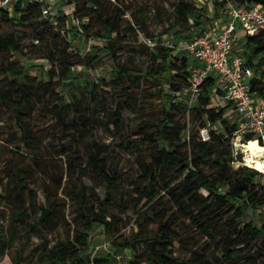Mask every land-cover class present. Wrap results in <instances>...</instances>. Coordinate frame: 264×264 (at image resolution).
Returning a JSON list of instances; mask_svg holds the SVG:
<instances>
[{
    "label": "trees",
    "instance_id": "trees-1",
    "mask_svg": "<svg viewBox=\"0 0 264 264\" xmlns=\"http://www.w3.org/2000/svg\"><path fill=\"white\" fill-rule=\"evenodd\" d=\"M162 1L172 7L168 18L174 45L143 34L138 0H65L61 4L69 11L58 8L53 13L47 0L16 3L12 9L0 5V29L4 23L13 26L11 32H0V55L5 57L0 62V122L6 114L17 128L7 138L0 133V257L9 255L10 264H264V222L243 220L248 208L264 207V172L233 164L234 106L223 99V86L214 74L201 84L194 105L183 99L184 87L191 93V73L197 65L183 46L206 31V5ZM230 1L264 7V0H205L215 16L226 14ZM26 32L44 47L41 56L49 67L23 63L34 52L22 43ZM128 33L141 41L142 33L156 42L150 47L157 63L149 70L134 72L116 63L117 47L109 41ZM91 35L109 40L103 46L93 44L86 54L115 64L109 78L74 71L79 61H71L72 42ZM237 41L242 49L234 54L253 70L251 91L264 99V31L241 33ZM142 82L157 86L144 96L160 99L164 108L155 119L130 126L119 143L134 157L132 174L113 166L108 146L98 142L88 146L86 159L67 161L60 176L33 159L32 153L44 144L42 119L55 118L50 129L57 125L63 142L59 154L67 155L65 140L77 141L91 123L85 113L90 101L104 111L109 94L117 90L116 109L101 124L120 128L123 111L136 102ZM212 90L219 91L227 105L211 106L205 92ZM83 100L89 102L84 105ZM228 108L234 111L232 124L225 116ZM187 109L200 120L196 130H188L182 121ZM217 122L221 129L214 127ZM204 128L206 138L200 135ZM64 198L76 205L71 222L65 218ZM128 211L136 214L137 229L120 233ZM95 226L112 238L111 250L93 247ZM60 228L63 237H50ZM127 248L134 256L122 263Z\"/></svg>",
    "mask_w": 264,
    "mask_h": 264
},
{
    "label": "rangeland",
    "instance_id": "rangeland-1",
    "mask_svg": "<svg viewBox=\"0 0 264 264\" xmlns=\"http://www.w3.org/2000/svg\"><path fill=\"white\" fill-rule=\"evenodd\" d=\"M65 1V0H63ZM63 1H52L50 4L53 5V8L49 10V12H54L56 10L61 9L62 11H69V7H66L67 4H61ZM121 3H127L131 0H120ZM140 3V8L138 11L139 16L144 20L143 23L140 24L143 34L147 37H151L157 39L158 41H162L165 45H174L175 39L173 37V27H171V21L169 20V16L172 13V7L168 2H164L162 0H138ZM199 5H206L207 12L210 13V3L205 2V0H195ZM160 5V6H159ZM127 17L130 18L129 14ZM97 26L94 27V31L97 29ZM13 30V26L10 23H4L2 25L1 31L11 32ZM63 33V32H62ZM105 40L103 37H98L91 35L86 36L85 39L74 40L72 42L71 48V61H79L78 64L74 65L75 73L87 72L90 74L91 78H96L98 76H106L110 77V71L115 67V64L106 59H91L87 58L86 54L92 48V45H100L111 43L115 47H117L116 52V63L119 64H127L131 66L134 72L147 71L151 66H154L157 63V59L154 56V50L152 47L145 44L143 41L136 39V37L128 33L124 38L118 39L117 42ZM23 45L28 46L34 52H32L30 58L23 63L28 66H34L39 64H44L46 67L50 66V62L41 56V51L43 50V46L37 44V42H33L29 32H26V36L22 39ZM32 43H36V46H33ZM64 45V43H62ZM134 47V50L131 48ZM242 49V42L236 41L234 46V53H237ZM13 58H11L12 60ZM5 61V57L0 55V62ZM56 69L63 70L59 65L56 66ZM34 75H39L38 71H31ZM218 84L222 86L221 81L218 79ZM157 89V86L153 83L142 82L141 86L138 90L135 91L136 102L132 104L131 108L125 109L123 111L122 121L120 128L116 127H107L101 124V121L107 119L108 115H110V111L116 109V98L119 94L117 90H113L111 94H109V98L107 99V108L104 111H101L98 107H96L95 103L90 101V106L85 110V113L89 115L91 123L87 128H84L83 136L80 137L77 141L69 142L67 139L65 140V144L68 146V154L60 155L59 152L62 149L61 138L57 136V125L54 126V130H51V125H55V118L49 120H41V123L45 127L44 129V144L42 148L38 151L33 152V159L39 164L40 168H45L50 170L57 176L62 175L66 171L67 161H75L80 162L81 159H86L88 155L89 148L88 146L93 142L102 143L108 146L109 148V162L119 168L126 175L132 174L135 170L134 157L126 152H123L119 143L125 139L127 130L130 126L140 122L145 118H153L160 116L163 110V102L156 97L144 96L145 93H154ZM183 99L188 101L189 105H194L196 103V98L192 96L191 93L188 92V89L185 87L182 90ZM210 99L211 106L217 105H227L226 102L222 101L223 99L219 95V91H206L205 92ZM148 95V94H146ZM90 100V99H89ZM89 100H87L89 102ZM84 105L88 102L84 101ZM229 123L234 122V111L233 108H228L225 114ZM182 121L186 123L187 129L192 131L196 130L197 125L200 123V120L195 113L190 109H187L182 117ZM102 125V126H101ZM216 128H222L220 122L214 124ZM61 125L60 128L61 129ZM17 128L14 125L12 119L4 114L3 119L0 122V133L4 135V137H8L12 131H16ZM200 135L202 137H208L207 129H201ZM234 147V166L238 165H246L244 164V154L245 150L242 145L238 144ZM2 148V142L0 141V149ZM77 151H79L77 153ZM77 159V160H76ZM79 159V160H78ZM249 166V165H248ZM88 181V180H87ZM89 182V181H88ZM102 194V192H100ZM40 199L43 200L44 196L39 192ZM66 202V212L65 218L67 221L71 222L75 210L76 205L74 202L64 198ZM136 214L132 211H128L126 215H124L123 225L120 226V233L130 234L133 230L137 229L135 224ZM244 221L252 220L255 223L264 222V207L253 209L248 208L245 211ZM93 235V247L98 252H105L107 250L112 249V238L107 236L103 229L95 226L92 230ZM52 238L63 237V229L60 228L56 230L52 235ZM134 251L132 249H125L124 255L122 256V263L127 262L129 259L133 258ZM10 256L6 255L0 257V264H10Z\"/></svg>",
    "mask_w": 264,
    "mask_h": 264
},
{
    "label": "built area",
    "instance_id": "built-area-1",
    "mask_svg": "<svg viewBox=\"0 0 264 264\" xmlns=\"http://www.w3.org/2000/svg\"><path fill=\"white\" fill-rule=\"evenodd\" d=\"M27 1L33 0H0V5L12 9L14 4ZM226 14L227 23L221 31L199 33L183 46L189 57L197 62L191 73L190 91L196 98L205 78L209 74L216 75L224 89L223 99L234 106L237 114L233 144L256 141L264 149V99L251 91L252 68L245 64L243 57L233 52L241 33L264 31V7L258 3L248 6L230 1ZM139 36L149 46L156 44L142 33ZM262 158L264 160V152Z\"/></svg>",
    "mask_w": 264,
    "mask_h": 264
},
{
    "label": "bare ground",
    "instance_id": "bare-ground-1",
    "mask_svg": "<svg viewBox=\"0 0 264 264\" xmlns=\"http://www.w3.org/2000/svg\"><path fill=\"white\" fill-rule=\"evenodd\" d=\"M242 147H244L245 150L244 164L254 167L252 165H254L256 161L264 163V160L262 158L263 152L254 154L255 149H263V147L259 143H257L256 141H251L249 143H244Z\"/></svg>",
    "mask_w": 264,
    "mask_h": 264
},
{
    "label": "crops",
    "instance_id": "crops-1",
    "mask_svg": "<svg viewBox=\"0 0 264 264\" xmlns=\"http://www.w3.org/2000/svg\"><path fill=\"white\" fill-rule=\"evenodd\" d=\"M211 12L208 13L210 19L206 23V31L205 32H211V33H217L221 31L227 23V14H223L221 16H215L213 8L211 4H209Z\"/></svg>",
    "mask_w": 264,
    "mask_h": 264
},
{
    "label": "clouds",
    "instance_id": "clouds-1",
    "mask_svg": "<svg viewBox=\"0 0 264 264\" xmlns=\"http://www.w3.org/2000/svg\"><path fill=\"white\" fill-rule=\"evenodd\" d=\"M260 152H264V149H255L254 154H259ZM252 166H254L258 171L264 172V163L256 161Z\"/></svg>",
    "mask_w": 264,
    "mask_h": 264
}]
</instances>
